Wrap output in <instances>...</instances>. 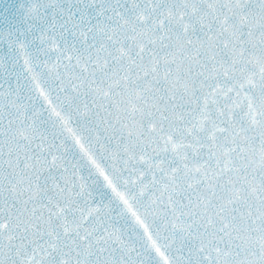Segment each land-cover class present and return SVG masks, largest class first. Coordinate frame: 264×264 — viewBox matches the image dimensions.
<instances>
[{
	"label": "snow or ice",
	"instance_id": "1",
	"mask_svg": "<svg viewBox=\"0 0 264 264\" xmlns=\"http://www.w3.org/2000/svg\"><path fill=\"white\" fill-rule=\"evenodd\" d=\"M14 16L0 264H264V0H24Z\"/></svg>",
	"mask_w": 264,
	"mask_h": 264
},
{
	"label": "water",
	"instance_id": "2",
	"mask_svg": "<svg viewBox=\"0 0 264 264\" xmlns=\"http://www.w3.org/2000/svg\"><path fill=\"white\" fill-rule=\"evenodd\" d=\"M11 2H12V5H13V7H14L15 10L12 11L11 13L9 12V13L7 14V16H5V17H8V19H9L11 22H13V21H15V22H14V24H11V26H13L12 28H7L6 30H9V29H11V30L23 29L24 24H22V21H20V20L18 19V22H16V20H15V19H17L16 17H14L15 19L12 20V17H13V15H14V13H16V10H17V8H18L19 5L17 4L16 0H12ZM11 2H10V3H11ZM6 47H7V44H6V43H0V50H3V49L6 48ZM7 48H8V47H7ZM0 55H3V54L0 53ZM95 191H96V193H97V200H96L97 203L100 202V199H101V198H103V199L105 200V202L107 201V199L110 198V194L107 193L105 190H103V189L100 188V187H98L97 189H95Z\"/></svg>",
	"mask_w": 264,
	"mask_h": 264
}]
</instances>
